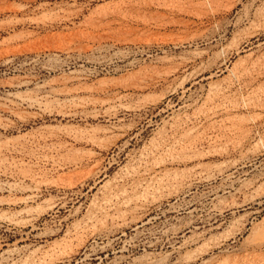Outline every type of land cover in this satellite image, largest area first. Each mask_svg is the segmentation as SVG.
<instances>
[{
	"label": "rangeland",
	"instance_id": "1",
	"mask_svg": "<svg viewBox=\"0 0 264 264\" xmlns=\"http://www.w3.org/2000/svg\"><path fill=\"white\" fill-rule=\"evenodd\" d=\"M0 103V264H264V0H0Z\"/></svg>",
	"mask_w": 264,
	"mask_h": 264
},
{
	"label": "bare ground",
	"instance_id": "2",
	"mask_svg": "<svg viewBox=\"0 0 264 264\" xmlns=\"http://www.w3.org/2000/svg\"><path fill=\"white\" fill-rule=\"evenodd\" d=\"M55 16V15H54ZM42 17V16H41ZM44 17V16H43ZM46 17V16H45ZM51 17V16H50ZM57 17V16H56ZM66 17V16H65ZM69 17V16H68ZM67 18V17H66ZM58 19V18H57ZM40 20V19H39ZM47 20V19H46ZM52 20V19H51ZM43 22V21H42ZM49 22V21H48ZM99 25H101L100 22H97L95 24L93 23H89V27L91 26L92 28H94V31H90L89 29H84V30H80L79 32L75 33L70 39L69 41H67V45L65 47H62V48H66V49H62V50H66V51H73L75 49H80L82 48L84 45H81L82 42L84 41H87V40H96V37H97V34H96V30L98 29ZM90 27V28H91ZM72 35V34H71ZM68 37V36H67ZM66 39V38H65ZM64 39V40H65ZM32 41V40H31ZM35 42L37 40H34ZM32 41V42H29V43H26V45H33L35 44V42ZM42 42V41H41ZM38 44V43H37ZM42 45V44H40ZM36 46V45H33V47ZM78 73V72H77ZM72 75V74H71ZM81 76H70L67 78V80L65 81V85L62 87V88H57V89H50L48 90V95H51L52 97H57L58 100H56L57 102H60V103H63L64 105H74V106H77V107H80V108H86L88 105H94L96 103H100L98 102L99 99L97 100H93L92 98L90 99V95L88 97H80V96H77L76 94H79L80 91H86V89L90 92H92V89L91 88H86V89H83L81 88L79 85H75V84H70L69 86H67V82H74L75 80H78L80 79ZM21 85L20 82H17L15 86L19 87ZM38 88H42L44 86H37ZM36 87V88H37ZM105 87V86H104ZM83 89V90H82ZM102 90H104V88H100ZM109 90V88H108ZM113 90V88H112ZM116 90V89H115ZM119 90V89H118ZM105 91V90H104ZM107 91V90H106ZM114 92V91H113ZM104 93V92H103ZM117 93V92H116ZM11 94V93H10ZM9 94V96H10ZM91 94V93H90ZM119 94V93H118ZM93 95V94H92ZM91 95V96H92ZM114 95V94H113ZM50 96V97H51ZM109 96V95H108ZM117 96V95H116ZM122 96V95H121ZM126 96V95H125ZM124 96V97H125ZM111 97V96H110ZM115 97V96H114ZM120 97V96H119ZM103 98V97H102ZM112 98V97H111ZM121 98V97H120ZM95 99V98H94ZM122 99V98H121ZM111 100V99H110ZM108 98H106V100H102L100 98V101L101 103L105 104L107 103L108 101H110ZM115 100L117 101V99L115 98ZM4 101H7L8 103H10L9 101H12V100H9L8 98L7 99H4ZM21 103L23 104H27L28 106H31V107H42V100L40 98H37V97H26V98H21L19 100ZM114 101V100H112ZM118 102V101H117ZM4 103V102H3ZM100 103V105H101ZM45 105V104H44ZM59 105V104H58ZM92 108V107H91ZM116 108V106H115ZM0 109H3V111L6 110L7 111H10L11 108L10 107H6L5 104H1L0 103ZM110 109V108H109ZM86 110V109H85ZM97 110V109H96ZM2 111V110H1ZM107 111V110H106ZM109 111V110H108ZM115 111V110H113ZM12 112V111H11ZM66 112V111H65ZM117 112V111H116ZM109 113V112H108ZM112 113V112H111ZM97 111H95V109L93 108V110H90L88 112H85L84 115L82 117H84L85 119L87 118H95L97 117ZM115 115V114H114ZM110 116V117H108ZM111 116L113 115H107L108 118H111ZM114 117V116H113ZM93 129V128H91ZM50 136H53V135H57V138L58 140H61L63 139L61 145H63L61 147V150L62 149H65L66 146L68 145H72V146H86V145H93L95 146L99 140V138L95 135H90V133L88 134H85L83 133L82 131L78 130V131H72V130H68V131H63L61 129H59L57 131V134L56 132L54 133H49ZM65 139V140H64ZM60 142V141H59ZM67 150V149H66ZM65 150V151H66ZM79 164V163H78ZM0 189L1 190H4L3 187L0 186ZM111 201V200H110ZM202 240V239H201ZM195 240H193L192 242H194ZM191 242V243H192ZM198 242V241H197ZM175 249V248H174ZM148 256H151V254H147L145 257H148Z\"/></svg>",
	"mask_w": 264,
	"mask_h": 264
}]
</instances>
